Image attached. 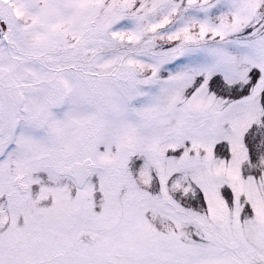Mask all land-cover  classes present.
<instances>
[{"label":"snow or ice","instance_id":"1","mask_svg":"<svg viewBox=\"0 0 264 264\" xmlns=\"http://www.w3.org/2000/svg\"><path fill=\"white\" fill-rule=\"evenodd\" d=\"M0 264H264V0H0Z\"/></svg>","mask_w":264,"mask_h":264}]
</instances>
